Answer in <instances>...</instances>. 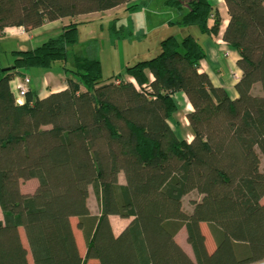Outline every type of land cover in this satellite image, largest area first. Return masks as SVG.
Instances as JSON below:
<instances>
[{
  "label": "trees",
  "instance_id": "obj_1",
  "mask_svg": "<svg viewBox=\"0 0 264 264\" xmlns=\"http://www.w3.org/2000/svg\"><path fill=\"white\" fill-rule=\"evenodd\" d=\"M129 1L0 0V31L29 30ZM163 1L181 9L179 0ZM224 2L222 40L238 52L242 72L236 98L198 70L206 52L189 33L166 36L156 55L107 79L96 42H88L87 54L72 52L80 21L33 49L13 51L10 68L0 64V264H29L28 252L33 264L264 262V0ZM221 22L210 0H190L171 24L213 38ZM56 62L63 64L66 88L41 99L29 89L25 103L16 104L10 80ZM255 83L261 95L252 93ZM179 91L192 106L186 115L189 142L168 124L179 108L173 97ZM30 178L38 184L25 194L20 181ZM89 187L100 205L98 216L87 206ZM191 191L201 197L191 201L188 213L182 198ZM109 215L131 219L114 235ZM72 217L85 240L83 254ZM202 224L214 241L212 251ZM183 226L193 259L175 240Z\"/></svg>",
  "mask_w": 264,
  "mask_h": 264
},
{
  "label": "crops",
  "instance_id": "obj_2",
  "mask_svg": "<svg viewBox=\"0 0 264 264\" xmlns=\"http://www.w3.org/2000/svg\"><path fill=\"white\" fill-rule=\"evenodd\" d=\"M154 1L160 2L161 6L159 8L150 7L149 6L150 3L151 2L154 3ZM179 1L181 2V9L168 7L164 4L163 0H130L128 3L104 11L81 14L74 17L67 16L53 21H45L40 26L34 27L29 30H26L22 26H6L2 31H0V64L3 68L12 66L13 51L28 50L39 46L48 38L58 35L62 27L70 22L80 21L82 22L81 24H84L96 17L102 16L103 14H106L108 18H111L116 14L117 11L120 10L132 12V14L137 13V15H141L140 17H142L143 20L142 22H144V24H146L145 20H147V22H150L158 19L160 25L162 24L171 25L172 22L180 20L182 14L187 10V2L183 0H179ZM210 1L214 6H216L213 3V0ZM216 1L219 2L222 1V3H224V0H216ZM130 5H136V8L126 9V7ZM172 10H177L179 12L180 15L178 16V19L174 18L175 20H171L170 15ZM142 22L140 25H138L139 26L138 30L140 33H142L144 29V33H145L146 28H144L145 26L142 27L143 26ZM222 22L220 25V30L218 32V35H216L215 37L210 38L207 35L202 34L205 35L206 37L202 41L203 47L206 52V56L204 59L200 61L198 70L205 72L209 76L214 86L224 88L229 97L236 98L238 97V93L236 91L235 84L237 83V81L239 80L242 74L240 68L236 64L239 55L236 50L229 47L222 40V34L227 24V20ZM81 24L78 26V30H80ZM77 54H79V52ZM51 68L52 67H50L49 69L32 68L28 72L27 71L25 72V74L31 79L29 89H31L32 93L34 94V97H38L39 99L45 98L51 93L58 92L66 88L67 86L65 82L66 73L64 67H63V75L58 74L60 75L58 77L52 74L53 71H51ZM29 72H31L32 75ZM15 77H19V76H15ZM19 78H21V76ZM9 84H10V89L13 93V97L15 99V103L24 104L26 101V95L21 99V102H17L15 98L16 97L15 92L11 86V80ZM256 84L257 83H255L252 86L251 90H253ZM81 89H83V87ZM173 97L177 100V103H179L178 100L179 101L182 100V102L184 103L187 101V103L185 104V108L191 110L192 106L189 103L184 92L182 91L176 92ZM177 111L175 113H177ZM174 114L168 119L169 126L173 129V131L175 132L176 136L179 139H185L187 142L191 141L192 131L190 125H188L189 123L187 117L186 116L184 117V121L186 126L189 127H184V132H183V130H181L180 127H178L179 124L176 123L173 117ZM50 126L51 125L48 124V125H43L42 127H50ZM175 127H177V129ZM28 180H35L37 182L36 178H30ZM118 180L120 184L125 183L123 173L119 174ZM35 184H36L35 186L36 188L38 182ZM90 188L91 187H89L88 189L87 206L92 215L98 216L100 214V205L98 204V208L96 212L92 211L89 206L88 199L90 195ZM188 194H186L182 198V204L184 198ZM191 210H192V206L189 212ZM130 219L131 218H122L118 215H109V221L114 235L119 234L129 223Z\"/></svg>",
  "mask_w": 264,
  "mask_h": 264
},
{
  "label": "rangeland",
  "instance_id": "obj_3",
  "mask_svg": "<svg viewBox=\"0 0 264 264\" xmlns=\"http://www.w3.org/2000/svg\"><path fill=\"white\" fill-rule=\"evenodd\" d=\"M183 1L188 2L187 0ZM213 3L216 5V7H218L222 21L228 20L225 2L222 3V1L219 2L213 0ZM149 6L159 8L161 4L158 1H154V3L151 2ZM179 15L180 14L177 10H172L170 15L171 20L178 19ZM140 16L141 15H137V13L132 14V12L120 10L117 11L116 14L111 18H108L106 14H103L100 17H96L89 22L81 24L80 30H78V42L74 46V50H72V52H79L80 55L87 54L86 49L88 42H96L97 52L95 54L101 63V75L103 79H107L119 72H122L126 65H130L139 60L148 59L156 55L160 51L161 39L165 38L166 36L174 35L176 38H182L189 33L194 35L201 44L203 39L206 38L205 35H202L196 27H183L173 24L160 25L158 19L150 22L145 20L146 24H144V22H142V17ZM141 22L143 25L142 27L145 26L144 28H146L145 33L144 29L142 33H140L138 30V25H140ZM65 66L68 68L73 66V58L71 54L68 55ZM51 71H53L52 74L56 75V77L63 75V64L60 62L54 63L52 65ZM29 73L31 74V72ZM251 91L256 95L262 94L259 84H256ZM178 102L180 108L173 117L176 123L179 124L178 127H180V129L184 132V127H189L186 126L184 117L190 110L185 108L187 101L184 103L182 100H178ZM175 128L177 129V127ZM259 157L260 169L264 171V158L260 152ZM35 183H37L35 180H21L20 188L23 192L31 194L35 190ZM200 197V194H198L196 191L189 192V194L184 198L182 208L186 212H189L192 206L191 201L198 200ZM88 202L91 210L96 212L99 203L92 188H90ZM262 202H264V196L262 198ZM70 222L74 230L79 250L83 254L86 249L85 240L83 238L82 232L76 227L77 219L72 217ZM201 229L205 235L206 247L208 251H212L214 249V241L208 231V228L205 224H202ZM20 237L24 246L27 247L25 236L22 230H20ZM175 240L183 248L186 254L193 259L191 247L186 241V230L184 226L175 235ZM27 258L28 263L33 264L29 252L27 254Z\"/></svg>",
  "mask_w": 264,
  "mask_h": 264
},
{
  "label": "built area",
  "instance_id": "obj_4",
  "mask_svg": "<svg viewBox=\"0 0 264 264\" xmlns=\"http://www.w3.org/2000/svg\"><path fill=\"white\" fill-rule=\"evenodd\" d=\"M31 79L28 76L24 77H14L11 80L12 89L16 95V101L21 102V99L26 95L29 90Z\"/></svg>",
  "mask_w": 264,
  "mask_h": 264
},
{
  "label": "water",
  "instance_id": "obj_5",
  "mask_svg": "<svg viewBox=\"0 0 264 264\" xmlns=\"http://www.w3.org/2000/svg\"><path fill=\"white\" fill-rule=\"evenodd\" d=\"M8 68H10V67H8ZM259 264H264V262H262V263H259Z\"/></svg>",
  "mask_w": 264,
  "mask_h": 264
}]
</instances>
